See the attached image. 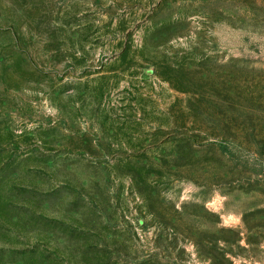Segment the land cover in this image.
Segmentation results:
<instances>
[{
    "label": "rangeland",
    "instance_id": "rangeland-1",
    "mask_svg": "<svg viewBox=\"0 0 264 264\" xmlns=\"http://www.w3.org/2000/svg\"><path fill=\"white\" fill-rule=\"evenodd\" d=\"M0 264H264V0H0Z\"/></svg>",
    "mask_w": 264,
    "mask_h": 264
}]
</instances>
